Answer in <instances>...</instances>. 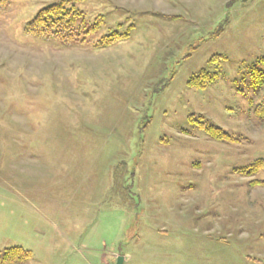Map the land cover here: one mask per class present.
<instances>
[{
    "label": "rangeland",
    "instance_id": "rangeland-1",
    "mask_svg": "<svg viewBox=\"0 0 264 264\" xmlns=\"http://www.w3.org/2000/svg\"><path fill=\"white\" fill-rule=\"evenodd\" d=\"M263 58L264 0H0V264H264Z\"/></svg>",
    "mask_w": 264,
    "mask_h": 264
},
{
    "label": "trees",
    "instance_id": "trees-1",
    "mask_svg": "<svg viewBox=\"0 0 264 264\" xmlns=\"http://www.w3.org/2000/svg\"><path fill=\"white\" fill-rule=\"evenodd\" d=\"M74 18L75 16L72 15L71 12L68 11L63 4L53 5L43 9L36 16V18L28 24L27 32L42 37H50L56 39H74V37L77 36L74 29V25L76 23L74 21ZM260 62L264 64V58ZM254 67L255 68H253L251 72L253 86L259 89L264 86V72L259 70L257 71V66ZM201 73L203 74L201 78H204V83L199 81V79L197 78V82L193 81L194 85L197 87H205V81L208 79H213L211 76L206 74V72L203 71ZM262 110L264 111V105L259 106L256 109V114L260 118H264V112H260ZM202 127L206 130L207 133L211 134L217 139L231 140L232 138L225 130L213 124L207 125L205 123L204 125H202ZM262 164L264 165V162L259 160L256 164L252 165L251 168L243 170L242 172H246L247 174L252 175L259 170Z\"/></svg>",
    "mask_w": 264,
    "mask_h": 264
},
{
    "label": "water",
    "instance_id": "water-1",
    "mask_svg": "<svg viewBox=\"0 0 264 264\" xmlns=\"http://www.w3.org/2000/svg\"><path fill=\"white\" fill-rule=\"evenodd\" d=\"M123 263H124V258L123 257H119L117 264H123Z\"/></svg>",
    "mask_w": 264,
    "mask_h": 264
}]
</instances>
